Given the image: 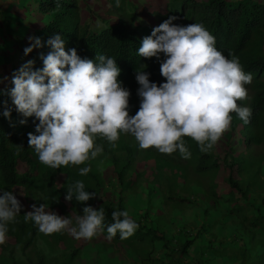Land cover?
<instances>
[{"label":"clouds","instance_id":"9594fccd","mask_svg":"<svg viewBox=\"0 0 264 264\" xmlns=\"http://www.w3.org/2000/svg\"><path fill=\"white\" fill-rule=\"evenodd\" d=\"M175 19L169 16L153 28L137 49L145 58L159 59L163 53L160 71L166 82L158 85L150 81V73L136 71L141 100L135 115H129L130 91L117 79L121 69L116 60L105 55L96 56L95 61L82 58L74 47L66 51L61 34L47 40L51 51L40 55L43 68L34 70V61L29 60L13 73L9 95L17 112L39 121L35 133H28V145L42 164L53 169L83 164L90 155L95 158L104 150L96 144V137L106 138L115 148L121 133L135 137L141 149L154 147L169 155L178 149L182 158L188 159L191 153L183 137L192 138L206 153L229 129L231 113L249 122L251 109L237 101L247 98L245 85L251 84L252 75L243 71L237 57L229 53V59L217 50L215 37L203 24L182 26L174 24ZM29 40L34 43L25 47V55L44 46L39 37ZM3 104V115L10 119L11 108L7 101ZM132 136L130 142L135 141ZM90 170L81 168L80 175ZM67 189L65 199L69 201L74 194L81 202L96 195L85 191L83 181ZM0 192V244H4L7 224L14 221L22 205L12 191ZM32 208L25 221H34L46 235L67 230L76 239H91L102 230L105 219L102 208L86 206L73 227L71 218L47 210L45 203L39 207L33 204ZM112 218L114 222L107 227L109 239L117 232L126 239L139 227L127 211H113Z\"/></svg>","mask_w":264,"mask_h":264},{"label":"rangeland","instance_id":"374dc122","mask_svg":"<svg viewBox=\"0 0 264 264\" xmlns=\"http://www.w3.org/2000/svg\"><path fill=\"white\" fill-rule=\"evenodd\" d=\"M163 1L166 2L109 0L108 3L133 13L140 22L143 20L154 24L155 13L148 8L178 5L181 0ZM18 2L0 0V81L8 68L7 63L17 64L25 56V47L34 43L29 37H39L44 47L50 48L46 46V34L37 32L41 20L37 5L34 7L35 0ZM87 2L92 9L96 8L101 13L107 6L104 0ZM104 14L107 15V12ZM81 15L82 19L86 15L87 18L92 15L96 17L95 11L87 8L81 9ZM225 133L228 135V130ZM227 135H222L210 150L220 161L219 167L207 168L202 174L195 173L181 155L163 154L154 147L138 148L130 154L116 151L120 153L116 155V162L111 159V154L102 152L90 160L92 167L102 177V185L99 189H93H98L97 195L102 196L79 201L77 207L59 196L47 198L38 190L15 188L14 195L21 199L23 206L35 204L39 207L45 203L47 210L71 218L73 227L76 226L75 218L83 215L84 207L94 208L101 201L112 204L121 199L129 217L135 221L140 219L143 227L138 236L145 234V237L139 242L134 232L126 239L113 241L108 238L107 232L98 230L91 239H76L67 230L46 235L38 228L31 245L23 248L21 244L9 241L7 248L0 252V257L1 254L6 255L13 259V264H33L38 256L42 257L43 264H175L178 252H173L174 239L193 237L187 254L178 260L179 264H264V218L258 226L251 227L247 223L256 213L264 214V156L259 157L254 153L249 156L251 164L238 178L243 192L238 193L230 188V183L225 179L229 174L225 163H229L232 156L238 157L241 147H233L236 134ZM134 142L136 139L130 143ZM226 147L230 154L225 153ZM251 148L259 154L264 152L262 144ZM197 155H192V165L196 164ZM128 157L131 164L126 166ZM114 167H125L127 183L123 182L124 186L116 183L112 173ZM85 183L87 186L93 185L90 178ZM85 191L89 192L90 189ZM178 197L185 199L179 201L176 199ZM257 206H260V211L256 210ZM155 233L163 235V242L154 238ZM73 249L72 258L66 261ZM143 252L146 255H142Z\"/></svg>","mask_w":264,"mask_h":264},{"label":"trees","instance_id":"16d2710c","mask_svg":"<svg viewBox=\"0 0 264 264\" xmlns=\"http://www.w3.org/2000/svg\"><path fill=\"white\" fill-rule=\"evenodd\" d=\"M108 1H104L107 6L101 13L96 8L92 9L87 0H35L34 7L37 5L39 20H41L37 32L45 33L46 40L55 34H61L66 41L65 50L74 47L82 58L94 61L98 55L114 58L117 66L121 69L117 79L122 82L123 87L130 91L129 115H135L139 110L141 100L137 94L139 84L136 80V71L150 73V81L158 85L166 82V78L161 75L160 71L161 62L165 59L163 53L160 54L159 59L139 56L137 49L141 46L143 38L151 35L153 28L168 19L169 16L177 17L173 23L182 26L193 23L203 24L215 37L217 50L229 59L232 58L229 53L237 57L243 71L252 75L251 84L245 85L248 91L247 98L237 101L239 106L251 109L249 122L244 123L238 114L233 112L231 113L232 122L228 129V135L224 132L227 136L236 134L233 147H241L238 151L239 156H232L229 163H225V166L229 168V174L225 176V179L230 183V188L236 189L238 193L243 192L239 186L238 178L240 174L244 173L246 166L251 164L249 156L252 153L259 157L264 156V152L259 154L251 148L256 145H264V1L181 0L178 5L168 6L166 4L165 7L161 6V9L152 8L151 11L157 14L154 24L139 22L133 13L124 11L118 5H109ZM16 3L18 2L16 1ZM19 6L21 5L19 4ZM83 8L95 11L96 17L92 15L87 18L86 15V18L82 19L81 9ZM104 12H107V15ZM42 43L44 45V42ZM46 46H48L47 43ZM49 51L51 49L44 46L33 48V51L25 55L17 64L10 63L9 65L7 63L8 68L3 72V80L0 81V191H12L14 194L15 188L23 187L25 191L27 189L38 190L47 198L59 196L65 199L68 186L76 181H83L85 189H90L89 192L96 194L93 200L99 199L102 195H97V193L98 187L102 185V177L98 170L92 167L91 156L83 164H69L58 169L42 164L34 148L28 145V133H35L36 124L39 121L35 116L24 117L17 112L9 95L10 89L14 86L12 84L13 73L29 60L34 61V70L43 68L40 55L41 53L47 55ZM3 101H7V107L11 108L10 119L3 115L5 109ZM22 120L26 122L21 123ZM130 136L132 135L121 133L119 140L115 142V148L111 147L106 138L99 136L96 137V144L102 145L103 152L111 154V159L116 162V155L120 154L116 151H126L130 154L139 148L138 142L130 144ZM183 140L191 153L190 158L186 160L195 173L202 174L203 170L207 168L219 167L220 161L213 153L210 151L201 152L198 143L190 137L185 136ZM229 147L232 148L230 145ZM225 153L230 154L228 147H226ZM172 154L181 155L178 149ZM194 154H198V158L196 164L192 165L191 157ZM208 160H210L209 163ZM130 164L131 160L128 157L125 165ZM84 167H90L91 170L86 175H80L79 170ZM112 173L117 184L124 186L123 182L127 183L125 167L121 169L114 167ZM88 178L93 181V185H86L85 182ZM94 187L98 189L94 191ZM176 199L183 201L185 198L178 197ZM19 201L22 205L21 211L14 221L8 222L6 240L4 244H0V252L7 248L9 241L19 243L23 248L35 241L38 226L34 221H25L24 218L27 212L34 209L32 205L23 206L24 203L20 198ZM67 201L75 207L79 204L75 194L72 200ZM94 208L97 210L102 208L104 211L105 219L101 230L104 233L107 232V227L114 222L112 212L126 210L121 199L112 204L101 201L98 205H94ZM256 210L260 211V206H257ZM245 218L244 221L247 220V216ZM262 218H264V214L256 213L252 219L247 220L248 226H258ZM136 223L139 225L135 231L137 240L141 242L145 234L144 236H138V234L141 235L140 231L143 225L140 224V219H137ZM154 236L159 240L163 237L159 233H155ZM118 239H121L119 232L111 238L113 241H118ZM150 239L154 241L153 238ZM174 240L177 244L174 242L173 252H178V256H175L177 258L175 264H179L178 260L187 254V248L193 237ZM74 250L67 255L66 261L72 258ZM138 253L141 255L140 252ZM142 255H146V253L143 252ZM1 256L0 262L14 263L13 259L6 255L1 254ZM33 264H43L42 257L38 256Z\"/></svg>","mask_w":264,"mask_h":264},{"label":"crops","instance_id":"0c3cea01","mask_svg":"<svg viewBox=\"0 0 264 264\" xmlns=\"http://www.w3.org/2000/svg\"><path fill=\"white\" fill-rule=\"evenodd\" d=\"M17 2H18V0H16ZM262 1H264V0H262ZM162 2H165V1H162ZM19 3V2H18ZM210 240V239H209Z\"/></svg>","mask_w":264,"mask_h":264}]
</instances>
